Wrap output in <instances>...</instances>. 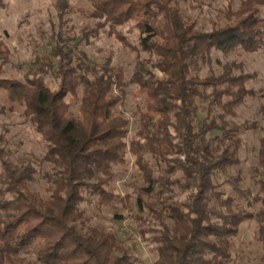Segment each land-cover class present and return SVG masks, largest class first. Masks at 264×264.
<instances>
[{
  "label": "trees",
  "instance_id": "1",
  "mask_svg": "<svg viewBox=\"0 0 264 264\" xmlns=\"http://www.w3.org/2000/svg\"><path fill=\"white\" fill-rule=\"evenodd\" d=\"M87 1L98 29L132 22L140 48L149 55L146 62L162 76L146 68L127 78L109 60L87 65L85 54L76 56L80 49L66 43L54 47L48 65L37 73L31 71L38 69L34 59L24 79L4 77L10 49L0 39V90L22 107L55 168L44 196L29 188L0 149V264H20L29 253L27 264H136L116 232L85 225L80 207L85 192L97 196L100 205L128 200L108 187L112 166L124 164L128 153L144 182L136 205L142 206V194L158 197V207L145 204L159 226L150 264H227L231 239L254 215L264 260V179L253 196V214L234 209L232 198H224L215 182L240 161L239 130L225 117L251 94L248 77L233 75L228 64L204 76L192 72L197 63L210 62L213 50L264 51V0H241L224 12L223 25L209 31H200L178 0ZM5 4L0 0V7ZM131 87L141 99L134 110V132L119 109ZM260 113L264 119V103ZM258 164L264 176V133ZM173 173L183 179H169ZM157 183L175 184L188 197L170 201Z\"/></svg>",
  "mask_w": 264,
  "mask_h": 264
},
{
  "label": "rangeland",
  "instance_id": "2",
  "mask_svg": "<svg viewBox=\"0 0 264 264\" xmlns=\"http://www.w3.org/2000/svg\"><path fill=\"white\" fill-rule=\"evenodd\" d=\"M241 0H178L186 17L195 21L200 31H209L225 23L224 12L236 8ZM91 4L87 0H6L0 7V39L10 49V59L4 68V77L24 79L30 71L29 63L37 59L38 64L32 73L48 65L51 52L57 45H73L83 52V61L90 65L109 60V65L122 67L129 78L136 70L151 69L158 77L162 73L152 68L146 60L149 55L138 43V32L132 22L116 28L105 25L98 29L96 19L91 17ZM264 15V6L260 9ZM65 48V47H64ZM153 60V57L151 58ZM228 64L233 75H246L247 87L251 94L234 108V115L225 120L239 130L241 148L238 152L239 163L232 166L226 175L219 174L217 190L223 197L230 196L236 210L255 212L257 205L253 196L257 192L260 179L258 164L259 141L264 131V119L260 108L264 103V51L243 53L236 49L227 53L213 50L210 62L196 64L200 76L210 71H220V66ZM48 80V75H46ZM140 96L134 88H129L124 105L119 109L130 119L129 129H136L134 110L140 103ZM77 111V104L72 105ZM200 117L205 115L200 109ZM218 119V117L216 116ZM0 149L3 158L16 166L26 177V183L33 191L44 196L48 180L55 168L46 160V145L34 128L24 120L22 107L11 102L4 91L0 90ZM160 168H163L160 165ZM160 168H154L156 175ZM112 178L109 188L128 200L114 201L100 205L97 196L84 193L80 204L86 216V226H96L117 233L119 241L136 260V264H150L156 258L153 238L159 228L157 219L145 204L155 203L158 207L156 193L142 194V206L136 205L138 189L144 185L141 174L133 165V156L128 153L124 164L112 166ZM1 172V168H0ZM169 179H183L180 173L169 175ZM156 188L164 190V196H171L173 202L185 201L187 192H182L175 184L157 183ZM170 190V191H169ZM157 200V202H156ZM214 204V203H213ZM223 211V208L215 206ZM256 217L241 223L239 231L232 241L231 257L227 264H264L262 250L255 237ZM171 223L170 219H166ZM34 246V245H33ZM31 247L30 251L32 250ZM23 257V258H22ZM20 264H27L31 254L22 255Z\"/></svg>",
  "mask_w": 264,
  "mask_h": 264
}]
</instances>
